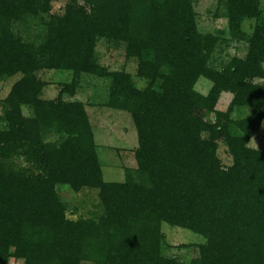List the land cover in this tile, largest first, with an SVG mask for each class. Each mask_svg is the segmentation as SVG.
I'll list each match as a JSON object with an SVG mask.
<instances>
[{"label": "trees", "instance_id": "1", "mask_svg": "<svg viewBox=\"0 0 264 264\" xmlns=\"http://www.w3.org/2000/svg\"><path fill=\"white\" fill-rule=\"evenodd\" d=\"M52 1L0 0V79L19 75L0 103V264H264V150L248 145L264 118L260 0H217L214 16L247 43L219 67L221 39L199 29L195 0H64L56 11ZM26 22L36 38L18 29ZM104 38L136 60L134 75L97 62ZM45 70L72 73L53 99L42 97ZM81 74L109 79L106 107L133 121L135 166L121 181L103 178L83 102L62 97ZM243 108L252 112L232 117ZM58 185L97 190L98 209L68 217ZM162 223L202 237L197 255H165Z\"/></svg>", "mask_w": 264, "mask_h": 264}, {"label": "rangeland", "instance_id": "2", "mask_svg": "<svg viewBox=\"0 0 264 264\" xmlns=\"http://www.w3.org/2000/svg\"><path fill=\"white\" fill-rule=\"evenodd\" d=\"M64 3V0H53L52 10L56 11ZM217 0H195L194 9L197 13L198 27L203 32H211L220 37V42L216 48L215 63L220 64L229 60L232 55L244 56L247 51V43L244 40L237 41L231 38L228 31V23L225 18L214 16ZM260 7L264 15V0H260ZM253 19H245L241 23V30L249 35L254 27ZM18 29L22 35L36 38L38 26L34 23H19ZM221 31V32H220ZM95 57L98 63L105 66L109 71L125 70L134 75L136 71V60L124 58L122 43L113 40L101 39L95 47ZM40 78L46 85L42 91L44 99H53L58 91L72 79L69 70H45L40 74ZM19 77H3L0 79V103L7 95L12 83ZM138 87H143L145 83L134 78ZM254 82H261V79H253ZM109 79L94 77L88 74H81L76 93L73 97L64 94L63 99L82 101L88 113L89 120L93 127L94 139L98 158L102 164V174L106 181H121L124 179V167L135 166L133 150L137 146V136L133 121L125 111L114 110L106 107L107 86ZM210 86V82L204 78H199L196 89L205 93ZM231 98L229 93L223 92L216 104V109L224 110ZM1 107V105H0ZM27 114V110H23ZM251 108H243L241 111L233 113L232 117L241 118L249 115ZM212 119V116L208 117ZM53 134L48 137L51 138ZM248 145L257 149L264 150V118L259 129L248 141ZM218 156L223 165L231 163V157L226 151V145L219 142ZM22 162V161H21ZM23 165H25L23 163ZM58 195L67 204V216L75 219L87 217L92 214L98 204L97 190L83 189L73 192L69 187L58 185ZM162 231L165 234L162 244L163 253L169 257H176L180 261L188 262L197 255V244L204 241L199 235L180 227H172L162 223ZM9 264H22L21 259L10 258ZM82 264H92L82 262Z\"/></svg>", "mask_w": 264, "mask_h": 264}]
</instances>
